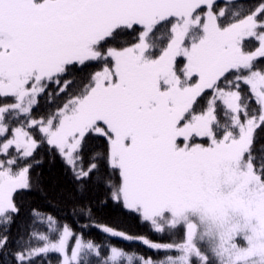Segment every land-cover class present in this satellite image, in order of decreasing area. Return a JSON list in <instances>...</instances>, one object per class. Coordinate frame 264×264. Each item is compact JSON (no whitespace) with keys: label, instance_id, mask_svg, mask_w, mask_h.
Wrapping results in <instances>:
<instances>
[{"label":"snow or ice","instance_id":"6c2138e0","mask_svg":"<svg viewBox=\"0 0 264 264\" xmlns=\"http://www.w3.org/2000/svg\"><path fill=\"white\" fill-rule=\"evenodd\" d=\"M128 32L134 42L120 39ZM93 62L99 70L69 94ZM61 95L33 116L41 97L54 104ZM9 98L0 104V226L18 215L14 194L32 186L41 144L82 190L99 171V154L86 162L83 151L97 134L119 177L105 181L110 199L154 232L179 234L159 243L81 226L165 253L153 259L34 211L48 232L29 233L11 253L16 264L50 253L59 264H264V144L255 139L264 127V0L246 10L239 0H0V100ZM7 245L0 235V252Z\"/></svg>","mask_w":264,"mask_h":264},{"label":"trees","instance_id":"16d2710c","mask_svg":"<svg viewBox=\"0 0 264 264\" xmlns=\"http://www.w3.org/2000/svg\"><path fill=\"white\" fill-rule=\"evenodd\" d=\"M242 9H250L257 6L260 0H239ZM217 4H222V0H217ZM137 33H124L121 40L134 42ZM249 46L254 48L255 41H249ZM112 46V45H110ZM183 58L178 60L182 65ZM100 65L89 63L82 72L76 74L77 83L70 86L69 94L79 87V82L87 77L88 74L98 71ZM244 87V86H242ZM54 90V89H50ZM247 89H245L246 91ZM66 99L61 95L55 99V103L47 101L46 97H41L38 107L33 109V116L39 118L59 106ZM7 100H0V103H7ZM255 107V105H252ZM34 137L39 140L40 134L35 129H30ZM257 144H264V127L257 129L255 134ZM108 142L106 138L91 134L86 137L84 145V157L87 162L88 157L99 154L100 159L96 162L99 171L92 175V178L83 182V189L69 167L62 160L60 155L50 150L46 144L38 147L31 161L33 166L30 169L32 186L29 189L18 190L14 194V200L19 208L18 215L13 217V222L6 229L0 226V235L8 236L7 247L0 252V264H16L11 253L21 249L27 235L32 231L47 233V223H40L33 216V212L51 215L59 225L67 224L75 232H83L85 239L94 241L101 245L113 244L124 248L126 251H135L144 256H151L153 259H163V251L157 253L143 246L139 242H128L120 238L110 237L103 233L99 228L90 226L81 227L88 224H101L112 226L134 236H146L148 239L167 243L173 239H178L179 234H158L154 232L148 222H143L140 217L125 209L121 204L110 199V188L105 181L111 180L118 183L119 177L107 164L106 154L108 152ZM11 151V150H10ZM91 209V216L87 215V209ZM55 238V236H53ZM38 242L33 241L32 246H37ZM42 246V244H41ZM106 252L107 249L105 248ZM60 256L50 253L47 257H38L36 264H59Z\"/></svg>","mask_w":264,"mask_h":264},{"label":"rangeland","instance_id":"374dc122","mask_svg":"<svg viewBox=\"0 0 264 264\" xmlns=\"http://www.w3.org/2000/svg\"><path fill=\"white\" fill-rule=\"evenodd\" d=\"M180 58L178 57L177 58V64H178V66H180V67H182L183 66V64L181 65V64H179L178 63V60H179ZM12 102V100L10 99L9 101H7V103H11ZM6 103V102H5ZM0 104H3V103H0Z\"/></svg>","mask_w":264,"mask_h":264}]
</instances>
